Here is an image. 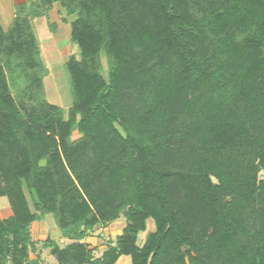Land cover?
<instances>
[{
  "label": "trees",
  "instance_id": "16d2710c",
  "mask_svg": "<svg viewBox=\"0 0 264 264\" xmlns=\"http://www.w3.org/2000/svg\"><path fill=\"white\" fill-rule=\"evenodd\" d=\"M55 2L77 16L67 116L47 99L32 24ZM15 9L9 30L0 22V197L12 209L0 213V264L32 263L31 225L47 214L70 240L42 241L56 264H264V0ZM121 216L95 256L85 238Z\"/></svg>",
  "mask_w": 264,
  "mask_h": 264
},
{
  "label": "rangeland",
  "instance_id": "374dc122",
  "mask_svg": "<svg viewBox=\"0 0 264 264\" xmlns=\"http://www.w3.org/2000/svg\"><path fill=\"white\" fill-rule=\"evenodd\" d=\"M28 1L30 0H25L24 3H28ZM5 3L6 6H9V0H5ZM6 6H1V9H3V11H1L4 13L7 12ZM53 16H57V14L54 13ZM2 17L5 27H10L11 21L9 18L7 16ZM34 22L36 24L35 31L41 48L42 60L48 68V75L44 79L47 99L51 103L63 107L65 115L67 116L68 110L74 100V94L66 69V62L71 55L79 56L80 49L78 45L71 40L70 35L68 36L66 31L57 32L56 30L52 32L49 25L50 23L48 24L47 22V16L35 19ZM102 61L104 73L106 75L108 66L105 55L102 56ZM23 87L24 82H22V80H17L16 83L12 84V90L15 94H18L19 89ZM79 136L80 134L75 131L73 138H78ZM260 177L264 178V172L260 173ZM25 191L30 201L31 207H33L30 194L26 189ZM0 212L3 214V216L11 212L9 200L5 196L0 197ZM38 222H40L41 226L38 224L32 226V232L34 236H36V238L41 237V239H39L38 248H44L42 241H44L46 238L45 236L48 235L56 239L61 246H64L70 242L69 239L60 236L61 230L56 225L54 216L52 214H47L43 219L38 220ZM125 224L126 219L124 216H121L118 220L110 223L109 225L104 227L98 226L92 231L88 238L90 237V240L92 241L91 244L96 246L95 256H98L101 253V249L105 248L110 242L116 241L117 235L122 232ZM42 228L45 235H41L43 234L41 233ZM154 230L155 222L153 219H149L147 230L142 231L139 234L138 243L143 244L147 235ZM49 252L50 250L46 249V252L44 253L45 259L49 262H57L56 257ZM117 264H131V257L129 255H123Z\"/></svg>",
  "mask_w": 264,
  "mask_h": 264
},
{
  "label": "crops",
  "instance_id": "0c3cea01",
  "mask_svg": "<svg viewBox=\"0 0 264 264\" xmlns=\"http://www.w3.org/2000/svg\"><path fill=\"white\" fill-rule=\"evenodd\" d=\"M0 1L2 2V3L0 2V22H1L4 30L7 31V30H9L11 28V26L14 23V20H15V17H16V9H15V7L17 5H19V4L24 3L25 0L24 1L23 0H12V1L9 0V6H6L5 0H0ZM3 5H5L7 7L6 8V10H7L6 13L2 12L3 9H1V6H3ZM54 13H56L57 16H53ZM1 15L5 16V17L7 16L9 18V20L11 21L10 27H5L4 20H3V17ZM72 16H74V17H72ZM76 17H77L76 15L67 14L65 8L61 5L60 2H55L54 5H53V8L49 11V15L47 16V22H48V24L49 23H53L55 25V28H56L55 31L56 30H57V32L66 31L68 33V36L70 35V38H71V24L76 19ZM38 18H40V17H33L32 18V24H33L34 30H35V25H36L34 21H35V19H38ZM52 32H54V31H52ZM35 33H36V31H35ZM11 214H12V209H11V212L8 213L7 215H5V216H3V214H1V215H2V217L6 218V217L10 216ZM36 224L41 226L40 222H38V221H34L32 223V225H31L32 239L34 241H39V239H41V237L36 238V236H34V234L32 232V226L36 225ZM43 232L44 231H43V228H42L41 229V233H43ZM39 235H40V233H39ZM41 235H45V234L43 233ZM60 236L63 237L62 232H61ZM45 237L47 238V237H51V236L48 235V236H45ZM51 238L54 239L53 237H51ZM90 239H91L90 237L89 238L87 237V238H85V241H87V242H89L91 244L92 241ZM91 246L96 248L95 245L91 244ZM42 249L38 248V244H37L36 251L35 252H33V251L30 252V260H32L31 264H56V262H49L48 260L45 259L44 253L46 252L47 248H42ZM104 249L105 248L101 249V253L98 256H100L102 254ZM120 259H121V257H120Z\"/></svg>",
  "mask_w": 264,
  "mask_h": 264
}]
</instances>
